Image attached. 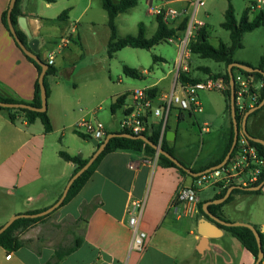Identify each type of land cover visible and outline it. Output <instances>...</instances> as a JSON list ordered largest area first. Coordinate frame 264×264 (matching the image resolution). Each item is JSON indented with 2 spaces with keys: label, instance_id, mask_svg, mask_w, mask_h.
I'll use <instances>...</instances> for the list:
<instances>
[{
  "label": "crops",
  "instance_id": "1",
  "mask_svg": "<svg viewBox=\"0 0 264 264\" xmlns=\"http://www.w3.org/2000/svg\"><path fill=\"white\" fill-rule=\"evenodd\" d=\"M79 1L80 31L79 26L73 25L72 20V13ZM196 1L136 0L134 6L116 15L117 37L123 38L130 35L119 34L121 24L129 28L137 26L136 34L132 36L138 35L139 25H142L144 37L150 38L157 27L155 8H175L182 10L185 16L190 18ZM251 1L253 0H247V3ZM9 2L10 0H0V97L30 103L34 98L35 82L39 74L36 67L26 59L2 22V14L8 9ZM58 2L59 0L52 2L21 0L19 6L21 15L27 18L33 36L38 40L41 36L46 41H49L46 38L51 35L42 34L45 23L48 20H57L60 11L68 10L67 20L62 22L61 32L53 35L51 41L46 43L51 45L49 49L55 46L60 37L70 36L69 43L60 51V55L65 58L74 55L75 59L90 55L98 60L103 69L105 66L109 67L110 59L116 58L117 54L127 48H122L112 57L108 56L107 44L110 30L102 0H66L65 6L59 7L55 16L47 15L46 11ZM112 2L117 4L120 0H112ZM252 18L249 13V19ZM177 22L178 20L170 23L175 25ZM148 30L152 33L150 37L146 35ZM157 45L148 50L154 49ZM155 57L154 62L165 63L166 61L161 55H155ZM260 57L257 64L252 65L253 67L258 65ZM233 60L250 64L246 60L234 58ZM174 61L172 67L154 83L134 88L152 87L156 91H166L174 77ZM55 63L54 61V67ZM128 67L139 71L140 79L150 74V71L142 69L141 66L139 68L129 64ZM64 69L56 68V73L50 76H57ZM209 71L213 73L210 69ZM193 76L197 77L194 74ZM168 78L170 80L167 89H158V82ZM54 86L59 87L57 82ZM54 86L48 84V101L54 97ZM134 88H126L106 95L99 101V108L100 104L108 98L111 105L117 98L125 96L122 104L116 109V111L121 110L122 115L123 105L129 101L126 94ZM77 101L79 103V100ZM89 111L84 112L83 115L80 111L73 112L65 98L57 101L54 97L51 105L47 103L46 112L52 130L46 133L39 119L33 123H27L21 114L16 122L12 123L8 112L0 109V227L16 214L43 211L58 200L75 169V165L63 160L59 152L80 155L86 159L95 151V145H84L82 148L86 152L84 154L80 146L72 148L67 144L69 141L66 130L71 129V135L75 134L80 138L74 132V125L87 116ZM94 111L95 116L97 110ZM184 114L171 112L169 119L172 118V121L168 120L164 137L168 146L173 149L176 159L187 169H202L221 157L229 135L231 117L226 127L216 133L211 153L200 157L201 153L198 150L184 152L175 149L178 131L171 125L177 127L184 120ZM251 117L253 127L255 114ZM113 119L115 120L116 117ZM103 125L106 133L120 130V125L118 129L112 131L108 130L104 123ZM200 130V134L210 133L206 124ZM247 132L253 137L264 140V135L257 133V130L253 132L247 130ZM55 133L59 136L53 138ZM130 164L132 168L129 167ZM179 184L190 186L194 184V179L188 173L181 174L174 167L161 166L154 157L145 156L143 153L110 152L100 160L90 178L73 198L18 234L22 242L18 250L6 251L0 246V264H44L47 262L58 264H254L252 254L235 237L199 212H195V207H192V212L186 214H179L168 208ZM219 192L220 190L217 189L213 197L206 201L213 200ZM250 196L256 201L249 207ZM130 200L143 202L139 228L146 233L147 237L142 251L131 248L132 233L125 213ZM199 203L201 202L198 199ZM220 211L225 220L254 225L264 235V187L258 193L233 194L232 199L224 204ZM72 247L73 251L63 255V252ZM260 264H264V260Z\"/></svg>",
  "mask_w": 264,
  "mask_h": 264
},
{
  "label": "rangeland",
  "instance_id": "2",
  "mask_svg": "<svg viewBox=\"0 0 264 264\" xmlns=\"http://www.w3.org/2000/svg\"><path fill=\"white\" fill-rule=\"evenodd\" d=\"M228 3H231L233 6L235 18L239 21L243 10L249 3H247V0H204L205 5L201 7L197 13V19L205 23V28L209 33V42L214 47H217L220 42L230 45L229 32L221 27ZM64 4H66V0H59L58 4L46 11V14L55 16L54 14L57 9L61 6H65ZM255 13L256 12L250 13V18L254 17ZM79 16L80 1L72 13L73 25H76V27L80 24ZM62 24V22L57 20H48L44 25L42 34L51 35L46 38L51 41L53 35H57L61 32ZM119 26V34L122 36L126 34L134 35L137 32V26L131 28L128 26L123 27L121 24ZM51 27L54 28L52 29ZM151 34L150 30L146 33L147 37H150ZM49 41L39 36V55L43 61L46 58V51L51 47V45L46 44ZM241 43L242 47L235 51L233 58L235 60L249 61L251 65L255 66L258 62V58L264 55V27L245 33ZM73 49L74 47L72 46V50ZM176 53L177 47L175 44L168 42L160 43L151 50H135L127 47L120 54H117L115 56L116 58L110 59L108 68L104 65L105 67L102 69L98 60L90 55H84L82 59H75L73 58L74 55L70 58H65L61 56V52H59L55 58V67L57 69H65L57 76H49L47 78V83L51 86H54L56 82L58 83V88L54 86V97L57 101H59L60 98H65L69 103L70 109L76 113L80 111L82 115L89 110H97L94 117L104 123L108 130L112 131L119 128L122 119L121 110H117L113 115L110 111V99L108 98L100 104V108L98 106L99 101L108 94L120 92L126 88L143 87L154 83L172 67ZM155 55H161L166 60L165 63L154 62L153 56ZM123 64L128 66L129 64H134L139 68L141 66L142 69L150 71V74L146 75L143 79L125 78L122 71ZM223 66V64L208 58H201L197 55H191L189 60L190 74L192 76L194 74L201 79L205 77L202 70L203 68H209L213 74H223L225 69ZM221 68L224 69L221 70ZM169 80L170 78L159 81L157 88L167 89ZM54 97L49 101L47 100V103L51 105ZM199 99L201 101L202 111L194 113L193 115L185 113L184 120L180 122L177 127L173 124L171 127L178 131V139L175 143L176 150H182L184 152H195V150H198L201 153L200 157H203L206 153H211L216 133L226 127L231 116L230 103L222 92L201 91L199 93ZM77 100H79V103ZM113 117H116V119L114 120ZM252 119L253 118L250 117L248 120L247 130L250 132L257 130V133L259 132L264 135V109L255 113L253 127L251 126ZM171 121L172 118L169 119V122ZM205 124L208 126L210 133L206 134L202 132L200 134V129ZM70 131L71 129L66 130V134L68 135L67 139L69 141L67 142L68 146L72 148L80 146L81 152L85 154V150L82 149L83 146L94 145L93 140L79 138L75 134L71 135ZM58 136L59 134L55 133L53 138ZM216 191L217 189L213 186L199 187L196 189V195L200 202L203 203L208 198H212ZM250 198L249 207L256 201L252 196H250Z\"/></svg>",
  "mask_w": 264,
  "mask_h": 264
},
{
  "label": "trees",
  "instance_id": "3",
  "mask_svg": "<svg viewBox=\"0 0 264 264\" xmlns=\"http://www.w3.org/2000/svg\"><path fill=\"white\" fill-rule=\"evenodd\" d=\"M47 2H52L53 0H46ZM20 2L21 0H15L14 6L11 10V22L14 26H16V21L17 17L20 16L21 10H20ZM136 4V0H120L119 3L115 4L112 2V0H102V6L103 9L107 13V25L110 30V37L109 41L107 44V53L109 57H112L114 53L117 51L121 50L124 47H132V48H141V49H150L154 45L167 42V38L173 36V35H178L181 34L182 32L185 31L187 27V23L189 21V17L185 16L178 20V22L173 25V23L170 22H164L161 17H157V27L154 32V34L150 38H145L142 25H139V32L138 35L132 36V35H126L123 38H118L117 33H116V25H115V17L118 13L124 12L128 8L134 6ZM67 14L68 10L65 9L63 10L59 16L57 17V20L60 22H65L67 20ZM7 10L2 14V22L4 23L6 29L8 30L7 26ZM221 27L229 32V38H230V45H226L223 42H220L217 47H214L210 44L209 42V33L207 32L205 26H202L198 28L195 32V35L193 39L190 41V53L192 55H197L201 58H208L211 59L217 63H223L225 66V73L223 74H213L210 73L209 69L203 68L204 74H211L212 76L218 77L221 76L223 77L226 81H229V75L227 72V67L229 64L232 62H236L233 60V54L234 52L242 47L241 39L244 33L250 32L256 28L264 27V11H259L254 14V17L250 20L249 19V12L247 8L243 10V13L241 15L240 20L237 22L235 18V13L232 5L229 3L227 9L224 12V20L221 23ZM9 31V30H8ZM16 33L17 36L21 41L26 43V37L25 35L18 29L16 28ZM17 44V43H16ZM18 46V45H17ZM19 47V46H18ZM21 50V49H20ZM22 51V50H21ZM23 53V51H22ZM24 54V53H23ZM26 59L30 61L37 69L38 74L41 71L40 66L28 55L24 54ZM37 56L41 59L39 53ZM155 56H153V60H155ZM242 63V62H240ZM248 66H252L248 63H242ZM253 67V66H252ZM256 68L260 69L262 72H254V73H247L244 72L246 75L254 77L256 80L262 81L264 83V56L260 57L259 63L256 66ZM234 70H238L235 68H232V72ZM122 71L123 74L135 78V79H140L141 78V73L137 71L134 68L128 67L126 65L122 66ZM56 73V68L54 66L48 65L47 70L45 71V76H44V84L46 87V92L47 96L49 94V87L47 83V77L50 75H54ZM182 79L184 81H188L191 83L199 81L201 78L200 77H194L190 74L189 76H182ZM35 93H34V98L32 102L28 103L25 101H20V100H15L12 98H2L0 97V102L4 103H23V104H28L34 107H40L41 106V100H40V88L38 84V80L35 82ZM156 90L153 89L152 92H155ZM223 95L226 97L227 101L230 102V91L227 90L223 93ZM125 96H121L116 99L114 103L110 105V111L115 113L116 109L119 108V106L122 104ZM264 100V86L261 88L260 92V99L257 105ZM0 109H4L8 112L9 119L12 123H15L18 116L21 114L24 116V119L26 120L27 123H33L36 119H39L43 125L44 132L48 133L52 130V125L50 123L49 117L47 115V112H38L35 110H30V109H20V108H4L0 106ZM264 109V107H260L253 113H251L249 117L254 115L256 112L259 110ZM247 118V120H248ZM236 120L239 122V116L236 115ZM167 128V125L165 127V130ZM74 132L78 134L80 137L84 139H90L88 136H86L84 133L77 131L74 129ZM114 133H126L123 130H119L118 132ZM109 133H106V135ZM146 135V134H145ZM159 137H160V126L157 125L152 133L150 135H147L146 138L150 141V144L145 143L144 141L140 139H131L123 136H115L109 139L107 142L105 148L103 151L97 156V158L90 164V166L83 172L81 173L77 179L74 180V182L71 184L68 193L66 197L64 198L63 202L55 208L53 211L58 209L59 207L63 206L66 204L71 198H73L83 187V185L86 183V181L90 178L92 173L94 172L96 166L100 162V160L108 153L110 152H115V151H130L134 153H143L145 156L148 157H154L155 154V148L153 146H158L159 144ZM233 140V126L231 123L230 129H229V135L226 140L223 153L219 159L216 161H213L206 165L202 169H191L193 173L201 172L204 171L208 168H211L213 166L218 165L219 163L222 162L224 159L226 153L229 151L231 144ZM253 142V141H252ZM253 144L257 147L259 153L261 155H264V145H261L259 143L253 142ZM160 149L163 151L167 152L168 154L174 156L173 149L168 146L167 141L164 137L162 136V139L160 141ZM59 156L65 160L66 162L72 163L75 165V169L73 174H75L79 169H81L87 162L88 158L83 159L80 155H70L67 152L60 151ZM175 157V156H174ZM158 163L163 166V167H174L178 169V171L181 174H187L186 172V167L185 165L180 162L181 166L178 167L175 163H173L171 160H169L167 157L164 155L159 154ZM194 180L198 178V176L194 177L192 176ZM264 182V179H262L259 183ZM258 183V184H259ZM231 187V186H229ZM226 187L223 190H221L217 195L214 196L213 199H218L222 198L226 192V190L229 188ZM260 191H247V188H242V187H237L234 186V189L231 191L230 195L227 196L221 203L218 204H211L207 206V210L214 215L216 218L222 221L221 222H216L213 219H211L208 215L204 213L202 210V204L204 203H199L198 204V212L203 215L205 218H207L209 221L215 223L218 227L228 231L233 237H235L254 257V260L256 262L257 260V254H258V246L257 242L254 236V233L252 229L246 225H251L248 223H243V222H236L238 223L237 225H232L228 220H225L222 216V213L220 211V208L228 203L232 197L233 194H238V193H258ZM61 196V195H60ZM59 196V197H60ZM53 211L50 213L41 216V217H35V218H28V217H21L18 218L17 220L13 221L2 233H0V246L6 250V251H16L22 246V242L18 236V234L32 225L33 223L43 219L44 217L48 216L51 214ZM40 211H32V212H27V214H34L38 213ZM253 229L256 230L258 233L261 243L264 244V235L259 231V229L251 225ZM264 250V249H262ZM73 251L72 248H68L64 254H67L68 252ZM61 257V256H60ZM254 262V264H255ZM44 264H58L57 262H47Z\"/></svg>",
  "mask_w": 264,
  "mask_h": 264
},
{
  "label": "built area",
  "instance_id": "4",
  "mask_svg": "<svg viewBox=\"0 0 264 264\" xmlns=\"http://www.w3.org/2000/svg\"><path fill=\"white\" fill-rule=\"evenodd\" d=\"M204 4V0H197L193 13L189 18L187 27L182 35H173L167 38L168 43L177 47L176 58L173 64L174 77L166 91H153L152 87L134 88L126 94L129 101L123 105L120 130L130 135H150L154 128L160 126L159 144L165 133L172 111L177 113L194 114L202 111L199 93L201 91H230L229 81L223 77L206 74L203 79L191 83L184 81L182 76L190 77L189 60L190 41L198 28L205 24L197 19V13ZM249 13L264 11V0H254L248 3ZM157 17L164 22L180 20L185 17L182 10L170 7H157L154 9ZM70 36L60 37L55 46L46 51L44 60L47 65H54L56 55L69 43ZM233 74V102L235 115L239 116V132L236 144L226 163L220 168L203 173L194 180L193 185L179 184L168 208L177 213H190L192 207L195 212L198 197L196 189L213 186L220 191L229 186L249 188L258 185L264 179V155H261L253 142L242 132L240 124L244 114L256 106L260 99V92L264 83L254 77L246 75L241 70H234ZM126 100V99H125ZM95 111H90L74 125V129L84 133L91 140L101 142L106 136L103 123L94 117ZM146 134V135H145ZM158 150L155 149L154 159H158ZM133 166L130 164L129 166ZM143 209V202L130 200L125 213L128 217V226L132 233L131 248L136 251L144 249L146 233L139 228V221ZM198 209V208H197Z\"/></svg>",
  "mask_w": 264,
  "mask_h": 264
},
{
  "label": "water",
  "instance_id": "5",
  "mask_svg": "<svg viewBox=\"0 0 264 264\" xmlns=\"http://www.w3.org/2000/svg\"><path fill=\"white\" fill-rule=\"evenodd\" d=\"M15 0H10L9 2V6L7 9V26H8V30L11 33L12 37L14 38V40L16 41L17 45L19 46V48L23 51L24 54L28 55L29 57H31L41 68V71L38 75V84H39V88H40V100H41V106L40 107H34L28 104H23V103H4V102H0V106L4 107V108H20V109H30V110H35L38 112H45L47 110V92H46V87L44 84V76H45V71L48 68L47 63H45L42 59H40L37 54H38V45H39V40L37 38H35L32 34V31L30 29V26L28 24L27 18L23 15H20L17 17V21H16V26H14L11 22V10L14 6ZM16 28H18L26 37V43H24L23 41H21L19 39V37L17 36L16 33ZM232 68L241 70L243 72H247V73H254V72H259L261 73L262 71L256 67H252V66H248L245 64H242L240 62H232L231 64L228 65L227 67V72L229 75V84H230V116H231V122H232V126H233V140H232V144L231 147L229 149V151L226 153L224 159L222 160L221 163H219L216 166H213L211 168H208L204 171L201 172H197V173H193L192 171H190L189 169L186 168V172L188 174H190L191 176H199L203 173H207L211 170H215L220 168L222 165H224L228 159V157L230 156L236 141H237V135L239 132V125L238 122L236 120V115H235V109H234V102H233V74H232ZM260 107H264V100H262L258 105L250 108L243 116L242 118V122L240 124V128L242 130V132L253 142L259 143L261 145H264V140L257 138V137H253L251 135L248 134L247 130H246V122H247V118L248 116L253 113L254 111H256L257 109H259ZM115 136H123V137H127V138H131V139H140L142 141H144L147 144H150V141L144 136V135H130L128 133H109L107 134L104 139L101 142H96L94 141V145H95V151L92 153V155L89 157L88 162L81 168L79 169L75 174H73L69 181L67 182L61 196L58 198V200L51 205L50 207L44 209L43 211H40L38 213H34V214H27V213H23V214H16L14 215L12 218H10L5 224H3L0 227V233H2L13 221L17 220L18 218L21 217H28V218H35V217H41L44 216L48 213H50L51 211H53L55 208H57L64 200V198L66 197L68 190L71 186V184L74 182L75 179L78 178V176L83 173L89 166L90 164L97 158V156L103 151V149L105 148L107 142L109 141L110 138L115 137ZM156 150H158V154L164 155L165 157H167L169 160H171L173 163H175L178 167L181 166L180 162L172 155L168 154L167 152L163 151L162 149H160V147L158 146H153ZM262 187H264V182L259 183L256 186L253 187H249L247 188V191H257L259 189H261ZM234 189V186L229 187L224 196L222 198H218V199H213V200H209V201H205L202 204V210L204 211V213L206 215H208L211 219H213L216 222H221V220H219L218 218H216L214 215H212L208 210H207V206L211 205V204H218L221 203L227 196L230 195L231 191ZM232 225H237L238 223L234 222L231 223ZM248 227H250L254 233L256 242H257V246H258V254H257V260L255 262V264H260V262H262V260H264V250H262V243L260 240V237L258 235V233L256 232L255 229H253L251 227V225H246Z\"/></svg>",
  "mask_w": 264,
  "mask_h": 264
}]
</instances>
